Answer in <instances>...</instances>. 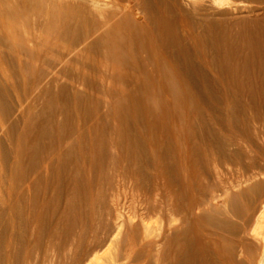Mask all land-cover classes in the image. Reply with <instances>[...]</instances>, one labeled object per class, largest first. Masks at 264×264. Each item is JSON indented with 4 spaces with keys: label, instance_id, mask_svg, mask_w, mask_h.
Instances as JSON below:
<instances>
[{
    "label": "bare ground",
    "instance_id": "6f19581e",
    "mask_svg": "<svg viewBox=\"0 0 264 264\" xmlns=\"http://www.w3.org/2000/svg\"><path fill=\"white\" fill-rule=\"evenodd\" d=\"M223 1L0 0V264H97L126 223L120 264H264V194L230 208L264 170L204 182L264 125V0Z\"/></svg>",
    "mask_w": 264,
    "mask_h": 264
},
{
    "label": "rangeland",
    "instance_id": "374dc122",
    "mask_svg": "<svg viewBox=\"0 0 264 264\" xmlns=\"http://www.w3.org/2000/svg\"><path fill=\"white\" fill-rule=\"evenodd\" d=\"M223 1V0H222ZM225 1H227V0H224L223 2H225ZM239 59H242V57H244L243 55H240V56H237ZM251 69H252V72H251ZM239 74V77L241 76L242 78H245V76H244V74L245 73H243V72H239L238 73ZM242 74H243V76H242ZM247 74V73H246ZM248 74H250V75H252L253 77L255 76L256 78H258V72H257V70H256V68H249V73ZM246 87V88H245ZM244 88V89H243ZM242 90H243V94H245V93H248V90H247V86L246 85H243V87H242ZM12 94V95H11ZM15 93L13 92V93H11L10 92V94H9V97L8 98H6V101L8 102H10V103H12V104H10V105H12V108L16 105V96H14L13 97V95H14ZM16 97V98H15ZM16 99V100H15ZM15 101V102H14ZM8 102V103H9ZM39 105V104H38ZM10 113H11V115H10ZM7 116V115H6ZM8 117V118H7ZM6 118H7V120L9 121H13V120H16L14 117H15V115H14V113H13V110H11V111H9V113H8V116H7ZM18 119H20V118H18ZM9 121V122H10ZM6 122V121H5ZM256 123V124H255ZM259 122H256V121H254V123H252V127H256L255 128V130H254V132H255V135H256V133H257V135L256 136H260V137H257V139H254V137H255V135H254V132L251 134V139H250V141L252 142H249V143H244L243 144V142L240 144V145H238V146H234L233 148H231L232 150L234 149V151H236V155L234 154L233 155V157H230V159L228 160V161H226V163H221L220 165H219V167H218V171H217V173H216V175L215 176H213V175H208L207 176V178H206V180L204 181L205 182V185L207 186H212V187H214V189L215 190H217V189H220V186L221 187H229L230 185H233V184H235L236 182H237V180H240L241 178H243V175L247 172V171H249V169L250 170H254L255 169V171H258V170H260L261 168L264 170V125H263V123H259ZM2 123H0V125H1ZM4 124H8L7 122L6 123H4ZM3 124V125H4ZM253 124H255V125H253ZM261 124H262V126H261ZM19 123H18V128H19ZM258 126H259V128H258ZM260 126L262 127V128H260ZM4 126H2L1 125V127H0V140L2 141V153L5 155V161H6V163H11L10 161H12V163L14 162V160H15V153H14V141L13 140H10V138H9V136L4 132V131H6V126L3 128ZM2 128V129H1ZM18 128H16V129H18ZM258 129V130H257ZM261 129V131H262V133L259 131ZM257 130V131H256ZM261 133V134H260ZM262 135V136H261ZM254 136V137H253ZM254 139V140H253ZM262 139V140H261ZM254 141V142H253ZM256 141H257V143H256ZM250 144V145H249ZM253 144V145H252ZM244 145V146H243ZM252 145V146H251ZM255 145V146H254ZM246 146V147H245ZM250 148H249V147ZM237 148V150H236V148ZM9 148V149H8ZM252 148V149H251ZM3 149H4V151H3ZM245 149H246V151H245ZM260 149V150H259ZM7 151V152H6ZM247 153V154H246ZM242 154V155H241ZM245 154V155H244ZM251 156H250V155ZM253 154V155H252ZM239 155V156H238ZM249 155V156H248ZM8 156V157H7ZM238 159H237V158ZM243 157V158H242ZM245 157V158H244ZM257 157V158H256ZM263 157V161H262V158ZM242 158V159H241ZM249 158H250V160H249ZM235 161H234V160ZM231 161V162H230ZM234 161V162H233ZM244 161V162H243ZM252 162L251 163V165H253V166H251L250 165V163L249 164H247L248 162ZM230 162V163H229ZM240 162V163H239ZM242 162V163H241ZM1 163L2 162H0V165H1ZM228 163H229V166H228ZM254 163V164H253ZM244 164V165H243ZM245 164H246V166H245ZM258 164V165H257ZM233 167H232V166ZM230 166H231V168H230ZM240 166V168H238ZM248 166H250V167H248ZM256 166V167H255ZM259 166V168H257ZM21 167H22V169L23 170H27L28 169V167H29V158L27 157V155L26 156H24V158H23V160H22V162H21ZM225 167V168H224ZM227 167H228V169H227ZM235 167V168H234ZM252 167H255V168H252ZM224 170H222V169ZM229 168L231 169V171L229 170ZM247 168H249V169H247ZM257 168V169H256ZM234 169H236V170H234ZM240 169V170H239ZM261 169V170H262ZM226 170H227V172H226ZM246 170V171H245ZM237 171V172H236ZM242 171V172H241ZM245 171V172H244ZM241 172V173H240ZM221 173V174H220ZM222 173H223V175H222ZM218 174V175H217ZM228 175V177H224V176H227ZM232 174V175H231ZM243 174V175H242ZM218 178H217V177ZM221 176H222V178H221ZM232 176V177H231ZM223 177H224V179H223ZM229 177L230 178H232V180L231 179H229ZM228 178V179H227ZM237 178V179H236ZM260 178V179H259ZM223 179V180H222ZM227 179V180H226ZM234 179V180H233ZM262 179V180H261ZM212 180V181H211ZM230 182H229V181ZM258 180H261V181H263L264 182V177L262 176V177H258ZM257 180V181H258ZM207 181V182H206ZM234 182V183H233ZM210 183H211V185H210ZM215 183V184H214ZM253 183H255V182H253ZM252 182L250 183L251 185L253 184ZM50 186H48V190H47V192L45 191V195H47V196H50V194H51V196L52 195H54V193L53 192H55L56 193V189H54V188H56V185H55V182L54 181H51V183L49 184ZM55 185V186H54ZM225 185H228V186H225ZM105 186H107V183H106V185L105 184H103V187H105ZM219 186V187H218ZM51 188H52V193H51ZM239 188H243L244 189V186L243 187H239ZM239 188H237V187H234V188H232L231 190H230V193H232V196H233V194H235V193H237L238 192V189ZM50 189V190H49ZM255 189L254 190H251L249 193H247L248 194V196H249V194H250V196H251V198H249L248 196H247V194H244L240 199H238V200H236L235 202L234 201H232L231 203H232V205L230 204V208L231 209H233L237 214H238V216H245V214L246 215H250L251 213H252V211H254L255 210V208L254 207H256L257 206V204H258V202L262 199V196H263V194H264V191H260V190H256L255 192ZM257 191H259V192H257ZM254 194V195H252V193ZM47 193V194H46ZM260 193V194H259ZM255 194H257L259 197H260V199L258 198V196L257 195H255ZM261 195V196H260ZM258 198H256V197ZM254 199H253V198ZM249 198V199H248ZM252 199V200H251ZM255 200V201H254ZM257 200V201H256ZM241 201V202H240ZM245 201V202H244ZM238 202V203H237ZM255 202V203H254ZM241 205H240V204ZM246 205H245V204ZM253 204V205H252ZM255 204V205H254ZM250 211V212H249ZM242 212V213H241ZM105 212H102V221L101 222H99V223H97V222H95V224H94V228L93 229H95V232H94V230H93V232L95 233V236H97V238H96V240L97 241H101V240H103L105 237H106V234H107V232L106 231H109V228H110V221H109V219H110V216L108 215V217H106L107 215L106 214H104ZM241 213V214H240ZM244 213V214H243ZM250 213V214H249ZM215 215V218L216 217H218L216 214H214ZM214 215L213 216H210V214H204V216H207V217H209L210 216V219L211 220H213V221H218V219H219V217L218 218H216V220H215V218H213L214 217ZM105 216V217H104ZM124 217V216H123ZM108 219V221L109 222H107L108 224H109V227L108 226H106V225H108V224H106V221H107V219ZM153 218V217H152ZM106 219V220H105ZM156 219V217H154V219H151V223H153V221ZM235 220V221H234ZM135 221V220H134ZM232 222L235 224L236 223V225L238 224V227L240 228V229H242V227H240V226H242L240 223H241V220H240V218H236V217H234L233 219H232ZM134 223V222H133ZM97 224V225H96ZM100 224H103V225H100ZM127 224V223H126ZM125 224V226L122 228V234H121V238L122 239H124V240H121V239H118V241H114L113 243H111L110 245L112 246H110L109 247V249H107L108 251H105V252H99V260H98V262H97V264H120V263H122V262H124V260L123 259H127L126 257H128V259H137L136 257H139L138 259H141V251L140 250H142L143 249V247H144V249L142 250V256H144V253L145 252H143V251H145V245H147L148 244V241H146V240H149L148 238H150V236H151V234H150V232L151 231H153V230H145L144 228L142 229L141 227H140V229L141 230H139L138 229V231H137V235H136V239H135V243H136V249L135 250H133L132 252H127L126 253V251L124 250V243H125V240H126V237L128 238V235H126V234H129L128 232L125 234V232L126 231H128V230H126V229H128ZM95 225H96V227L97 226H99V229H98V227L96 228L95 227ZM80 226V227H79ZM83 225L81 224L80 225V223H78L77 224V226H76V228L77 229H79V228H81ZM102 226V230H101V227ZM79 227V228H78ZM83 228H84V226H83ZM108 228V229H107ZM209 228H211V227H209ZM103 229H107V230H104V232L102 233L101 232V234L103 235H101L100 234V231H103ZM126 230V231H125ZM143 230V232L144 233H142L141 231ZM97 231V232H96ZM98 233V234H97ZM106 233V234H105ZM144 234V235H143ZM101 235V236H100ZM150 235V236H149ZM92 237V235L90 234V232H89V230H85V231H83V234H82V237H83V239H84V241H87V239L89 240V239H91V237ZM123 236V237H122ZM138 236V237H137ZM146 236H147V238H146ZM101 237H104L103 239L101 238ZM143 237V238H142ZM117 238H119V236L117 237ZM116 238V239H117ZM120 240V241H119ZM146 241V242H145ZM117 242V243H116ZM118 242H119V244H118ZM123 242V243H122ZM114 244V245H113ZM116 245V246H115ZM141 246H143V247H141ZM118 247V248H117ZM142 249H141V248ZM111 248V249H110ZM140 248V249H139ZM139 249V250H138ZM110 250V251H109ZM137 250V251H136ZM123 251V252H122ZM128 253H130V255L128 254ZM133 253V254H132ZM139 255H138V254ZM125 254V255H124ZM126 254H128V256L126 255ZM131 255H136V256H133L134 258H132L131 257ZM126 256V257H125Z\"/></svg>",
    "mask_w": 264,
    "mask_h": 264
}]
</instances>
